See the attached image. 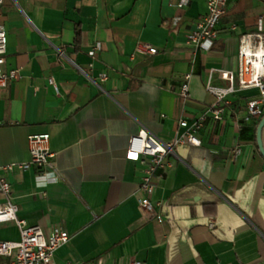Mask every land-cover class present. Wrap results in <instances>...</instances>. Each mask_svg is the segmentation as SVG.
Segmentation results:
<instances>
[{"label":"crops","instance_id":"obj_1","mask_svg":"<svg viewBox=\"0 0 264 264\" xmlns=\"http://www.w3.org/2000/svg\"><path fill=\"white\" fill-rule=\"evenodd\" d=\"M3 0L6 69L20 76L0 87V164L31 158V136L49 133L55 165L2 169L19 214L46 232L67 229L59 264H264V155L258 121L244 120L259 87L238 88L225 117H209L201 145L183 144L158 182L163 219L139 205L144 166L127 157L145 127L165 141L219 102L211 70L238 66L239 36L264 30V0H228L211 49L189 32L206 0ZM143 44H150V52ZM191 73L190 94L180 93ZM54 76L56 90L50 82ZM106 76V77H104ZM216 85L227 81L216 71ZM260 123V122H259ZM264 141V127H263ZM241 145L237 161L230 151ZM213 223V224H212ZM16 226L0 238L18 239ZM0 254V264H10Z\"/></svg>","mask_w":264,"mask_h":264},{"label":"built area","instance_id":"obj_2","mask_svg":"<svg viewBox=\"0 0 264 264\" xmlns=\"http://www.w3.org/2000/svg\"><path fill=\"white\" fill-rule=\"evenodd\" d=\"M207 12L198 17L196 27L188 34V42L194 47L211 49L219 36L218 23L226 11L228 0H206ZM3 0H0V4ZM191 0H177L179 8H186ZM141 47L150 52L155 47L143 44ZM8 48V29L6 24L0 22V87L8 86L20 76L19 68L6 69ZM220 72L227 81L226 85L213 83L214 72ZM192 74L184 76L180 86V93L188 98L190 94V78ZM106 77V76H104ZM58 90L54 76L50 77ZM259 87L260 94L251 97L247 101V110L244 120L251 121L264 114V30L246 32L239 36L238 66L233 68L214 67L207 88L215 94L219 100L212 104L192 120L183 118L180 125L184 131L179 132L171 141H165L155 132L142 127L133 134L127 157L134 161H140L144 166V173L140 182L141 195L139 205L142 212L158 219L164 218L162 207L164 200L155 197L158 182L165 172L173 165V161H167L170 154L176 153V149L183 145H201L203 138L201 129L206 120L213 117L222 120L226 113V104L229 96L238 88ZM50 134H34L31 136V158L18 160L10 164H0V227L16 226L19 229L18 239L0 238V254L11 258L10 264H59L55 260L57 250L66 244L70 238V232L60 225H55L50 232H46L40 224H32L19 214V207L15 201L12 183L2 169L14 170L15 168L29 169L35 167L38 171H46L54 167L56 152L49 145ZM242 153L241 145L233 147L229 158L237 161ZM213 224V223H212ZM99 264H102L100 260ZM132 264H145V261L136 259Z\"/></svg>","mask_w":264,"mask_h":264},{"label":"water","instance_id":"obj_3","mask_svg":"<svg viewBox=\"0 0 264 264\" xmlns=\"http://www.w3.org/2000/svg\"><path fill=\"white\" fill-rule=\"evenodd\" d=\"M263 127H264V115L260 120L258 131H257V139H258L259 148L264 155Z\"/></svg>","mask_w":264,"mask_h":264},{"label":"trees","instance_id":"obj_4","mask_svg":"<svg viewBox=\"0 0 264 264\" xmlns=\"http://www.w3.org/2000/svg\"><path fill=\"white\" fill-rule=\"evenodd\" d=\"M261 118H262V117H261ZM261 118H260L259 121H258V125H259V122H260Z\"/></svg>","mask_w":264,"mask_h":264}]
</instances>
